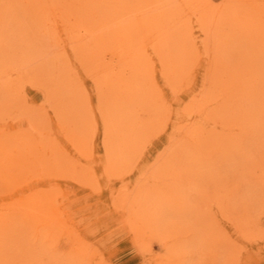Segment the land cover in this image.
I'll return each mask as SVG.
<instances>
[{"label": "rangeland", "instance_id": "1", "mask_svg": "<svg viewBox=\"0 0 264 264\" xmlns=\"http://www.w3.org/2000/svg\"><path fill=\"white\" fill-rule=\"evenodd\" d=\"M0 264H264V0H0Z\"/></svg>", "mask_w": 264, "mask_h": 264}]
</instances>
